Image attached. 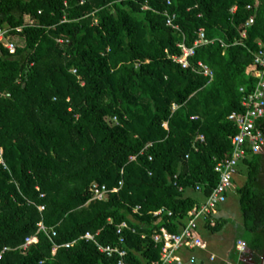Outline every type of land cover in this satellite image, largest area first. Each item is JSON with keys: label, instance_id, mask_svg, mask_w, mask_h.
I'll use <instances>...</instances> for the list:
<instances>
[{"label": "trees", "instance_id": "16d2710c", "mask_svg": "<svg viewBox=\"0 0 264 264\" xmlns=\"http://www.w3.org/2000/svg\"><path fill=\"white\" fill-rule=\"evenodd\" d=\"M168 1L0 0V25L36 21L14 32L15 55L0 53V253L10 248L0 264H116L81 237L117 245L123 222L136 229L124 233L129 264H151L161 254L155 230L179 232L219 184L217 162L238 132L228 116L244 110L240 89L256 83L264 0ZM200 29L214 42L183 68L172 56ZM238 173L247 177L238 189L245 241L264 257V154L248 153ZM93 183L120 189L94 200ZM159 209L173 215L155 217ZM33 234L38 242L21 248Z\"/></svg>", "mask_w": 264, "mask_h": 264}, {"label": "built area", "instance_id": "2783aa9c", "mask_svg": "<svg viewBox=\"0 0 264 264\" xmlns=\"http://www.w3.org/2000/svg\"><path fill=\"white\" fill-rule=\"evenodd\" d=\"M171 4V1H168ZM259 4L257 0L256 5ZM254 6L248 5L249 9ZM41 13V11H40ZM167 24L177 30L179 27L174 23L175 15L166 13ZM255 22L254 17H251L247 22V26L253 25ZM36 21L31 16H26L24 26L35 25ZM13 28L9 25H0V53L1 49H5L9 54L15 55L18 52V48L21 45V39L17 38L14 32H20L24 27ZM199 39L196 41L193 47L187 46L184 42L178 44L182 53L180 55H173L172 59L181 64L183 68H189L192 66L191 59L196 54V49L199 46L213 43L214 40L207 39L204 29L199 31ZM243 37L247 36V32L242 33ZM58 42L64 43L63 39H58ZM254 63L257 66V70L253 73L256 79L255 87L252 91L247 92L245 87L240 90L243 93L242 106L243 111L232 112L228 119L232 121L238 128V132L231 137L233 145V152L229 157H225L217 162L216 172L220 176L219 184L214 188L208 198L196 204L194 208L189 212V220L187 224L179 231L172 232L167 227L161 226L155 230L153 234V241L161 246L160 259L153 261L151 264H197V257L195 255L185 258L181 255V251L184 249L202 248L207 249V243L199 235L200 221L213 220L214 216L218 212L220 205L227 202L228 194L232 190L234 180L238 174L240 163L247 156L248 153L264 154V45L259 43V49L254 54ZM73 73H77L76 68L72 69ZM197 72L204 74L210 78L214 77L213 70L203 62H198ZM9 96V94H7ZM176 108L177 106L174 105ZM198 118L193 116L192 119ZM116 120V118H115ZM204 135H199L197 141L205 142ZM194 148L199 150L197 144H194ZM189 155H187V158ZM132 159H135L133 157ZM123 182H120V186ZM120 187H115L110 190L107 185L93 183L91 186V192L94 200H104L107 198L110 192H117ZM196 191H201V186L196 185ZM44 196V194H42ZM45 206H39V210L43 211ZM165 213L169 216L173 215L172 211H166L165 209H159L154 212L155 217H161ZM48 231V228L43 222L39 223L40 231ZM126 230L136 232V229L129 225L127 222H123L117 226V234L119 236V244L117 245H104L96 239V235L92 232H87L81 238L87 241H93L98 249L105 253L110 258H117L116 264H129L127 257L128 251L124 247L126 244V237L124 235ZM52 236H56V232H52ZM144 237V236H143ZM38 235L33 234L28 236L21 246L23 249L29 248L31 245L38 242ZM73 243L63 244L64 247H71ZM59 248V245L55 244L53 253L55 254ZM237 249L240 253H246L248 251V244L245 240L240 239L237 242ZM10 250L9 247H4L0 253V258L3 253ZM212 261L216 259L215 255H211Z\"/></svg>", "mask_w": 264, "mask_h": 264}, {"label": "crops", "instance_id": "0c3cea01", "mask_svg": "<svg viewBox=\"0 0 264 264\" xmlns=\"http://www.w3.org/2000/svg\"><path fill=\"white\" fill-rule=\"evenodd\" d=\"M237 175L241 174L238 173ZM232 192H234L233 188L228 194L227 202ZM196 194L198 197H201L198 193ZM227 202L219 206L218 212L212 220V222L224 223L221 230L212 231L208 228L207 221H200L199 234L207 243V249H184L180 252L181 255L185 258L195 255L197 257V264H264V257L259 256V254L256 255L249 247L246 253L238 251L237 242L240 239L246 240V238L238 237L236 232L239 230L238 228L244 231V234L247 231L242 222L243 220L238 223V228L230 224L233 220V214L230 209L224 207ZM211 255L216 256L214 261L210 259Z\"/></svg>", "mask_w": 264, "mask_h": 264}, {"label": "rangeland", "instance_id": "374dc122", "mask_svg": "<svg viewBox=\"0 0 264 264\" xmlns=\"http://www.w3.org/2000/svg\"><path fill=\"white\" fill-rule=\"evenodd\" d=\"M242 174L236 175L237 177H235L236 179L233 185L234 192L230 194L229 201L224 206L230 209L231 213L233 214V220L231 221L230 224L234 226L235 228H238V225H239L238 223H240L243 220L238 189L245 183L247 177H246V174L245 175L244 174L242 175ZM238 229L239 230H237L236 232V235L238 237H245L246 239H249L250 234L248 232L244 234L245 233L244 231H242L240 228Z\"/></svg>", "mask_w": 264, "mask_h": 264}]
</instances>
